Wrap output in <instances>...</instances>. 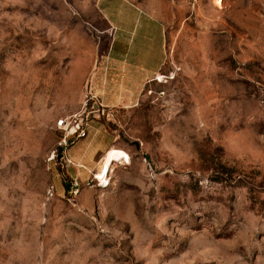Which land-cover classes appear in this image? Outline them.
I'll return each instance as SVG.
<instances>
[{"label": "rangeland", "instance_id": "rangeland-1", "mask_svg": "<svg viewBox=\"0 0 264 264\" xmlns=\"http://www.w3.org/2000/svg\"><path fill=\"white\" fill-rule=\"evenodd\" d=\"M0 264H264V0H0Z\"/></svg>", "mask_w": 264, "mask_h": 264}, {"label": "built area", "instance_id": "built-area-1", "mask_svg": "<svg viewBox=\"0 0 264 264\" xmlns=\"http://www.w3.org/2000/svg\"><path fill=\"white\" fill-rule=\"evenodd\" d=\"M55 126L63 132L62 137L58 140V146L62 149V155L65 154L67 146L79 138L86 136V128L82 123L81 114L75 113L65 117H60L56 120ZM129 158H123V161L128 162ZM70 162L69 159H67ZM72 163V162H71ZM93 178L97 175V172L92 173ZM109 176V173L107 174ZM98 185H106L108 179L101 181L99 178H94ZM73 190L78 191V182L75 180L72 185Z\"/></svg>", "mask_w": 264, "mask_h": 264}, {"label": "bare ground", "instance_id": "bare-ground-1", "mask_svg": "<svg viewBox=\"0 0 264 264\" xmlns=\"http://www.w3.org/2000/svg\"><path fill=\"white\" fill-rule=\"evenodd\" d=\"M216 4H221V0H214ZM161 74H157V79H162ZM127 154L120 149H116L114 147H110L107 152L100 158L98 162L97 175L94 178H99L101 181H105L108 179L107 173H109L110 167L113 165L115 161H120L123 158H126Z\"/></svg>", "mask_w": 264, "mask_h": 264}, {"label": "crops", "instance_id": "crops-1", "mask_svg": "<svg viewBox=\"0 0 264 264\" xmlns=\"http://www.w3.org/2000/svg\"><path fill=\"white\" fill-rule=\"evenodd\" d=\"M105 148L104 147H100V150H104ZM82 163V161L80 160L79 162H78V164H81ZM87 167V166H86Z\"/></svg>", "mask_w": 264, "mask_h": 264}]
</instances>
